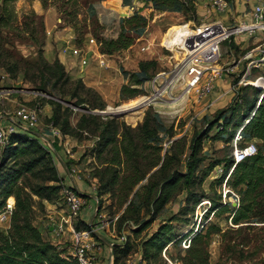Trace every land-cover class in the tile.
I'll return each instance as SVG.
<instances>
[{
	"label": "rangeland",
	"instance_id": "rangeland-1",
	"mask_svg": "<svg viewBox=\"0 0 264 264\" xmlns=\"http://www.w3.org/2000/svg\"><path fill=\"white\" fill-rule=\"evenodd\" d=\"M232 2L234 7L225 16L226 21L223 16L206 14L202 0H195L188 11L156 10L151 0L137 3L134 0H13L7 9L13 13L9 23L0 26V117L9 118L20 106H26L38 111L34 132L43 135L49 125L56 126L61 133V143L65 145L60 149L69 151V160L79 180L98 196L99 215L110 222L109 226H114L112 236L106 232L107 228L102 232L111 242L125 237L133 246L132 252L119 264H135L141 259L140 242L159 226L160 220H168L172 215L176 218L170 224L177 240L192 239L196 233L210 228L211 234L205 239L210 264H264V223L252 221L234 225L231 214L239 204L238 191L226 183L229 174L220 185L216 184L217 178L224 173V163L232 158L233 142H228V134L233 124L241 121V106L233 105V92L229 89L240 75L238 86L252 85L264 78L262 65L256 68L259 57L264 55V33H256L251 38L237 35L230 43L223 44L220 64L231 68L232 73L222 76L214 92L201 103L194 101L193 94L181 97L185 80H179L171 90L174 97L169 99L171 102L166 97L168 91L154 94L156 88L162 87L161 81L152 85L157 74L168 73L174 64L172 55L160 45L167 30L171 26L176 29L175 25L184 22L196 24L199 19L205 22L221 19L233 26L237 24L234 17L240 12L236 10V0ZM2 5L3 0H0V16ZM132 6L135 7L133 13L127 10ZM133 16L136 18L128 25L124 19ZM122 32L134 38L133 45L112 55L100 52L105 55L106 67H98L90 52L86 67H81L79 60L71 55V48L94 51L90 39L100 49L103 41L115 40ZM146 45L150 46L149 50L142 52L141 48ZM246 54L250 57L241 60ZM142 64L148 68V80L136 86L129 79L139 72ZM173 81L170 77L165 85ZM127 86L141 88L143 93L128 98L127 91L123 92ZM152 94L163 99L151 103ZM135 104L140 105L138 109H133ZM141 112L137 121L128 122ZM228 115L232 116V123L226 128V134L220 135L213 125L218 117ZM145 118L151 130L155 118L167 130V134L157 137L159 143L147 139L146 134L152 131H141ZM109 132L113 134L107 141ZM195 137L200 140L196 154L199 161L187 191L192 196L203 194L207 198L189 212L191 204L186 208V204L180 202L185 194L181 182L174 198L157 215L152 214L150 206L139 205L136 201L126 216L129 222L125 224V220H119L140 186L151 180L158 183L174 171L185 173ZM28 153L19 162L39 159L18 182L24 198L30 200L29 220L43 241L71 256L70 236L66 232L56 235L52 231L63 212L61 191L52 190L57 186L56 174L50 169L52 163L34 146ZM1 154L2 146L0 162ZM167 161V168L160 170ZM142 176L143 179L135 184ZM83 199L87 201L88 198ZM210 200L226 205V211L210 210ZM90 203L94 207L93 216L97 203L94 199ZM80 217L74 222L77 231L81 227ZM115 218L117 221H113ZM94 219L100 220V217ZM142 221L150 223L143 231L135 233ZM8 228L9 223L0 224V231L6 233ZM181 243L179 239L174 245H167L151 264H168L163 253L168 259L180 260L184 256ZM94 249L96 263L101 260V264H113L114 256L110 259V254H98L103 251L102 244Z\"/></svg>",
	"mask_w": 264,
	"mask_h": 264
},
{
	"label": "trees",
	"instance_id": "trees-1",
	"mask_svg": "<svg viewBox=\"0 0 264 264\" xmlns=\"http://www.w3.org/2000/svg\"><path fill=\"white\" fill-rule=\"evenodd\" d=\"M194 1L195 0H151V4L156 10L170 8L176 11H188L192 8ZM11 2H13V0H3L2 13L0 16V26L2 27H5L7 23H9V19H11L13 11H7ZM135 18L136 16H133L132 18L124 19V21L130 25ZM133 42V37L122 32L115 40L103 41L101 43L100 52L106 55H112L131 47ZM138 68L139 72L133 74L129 79L130 82H133L136 86H140L143 82L148 80L147 66L142 64L141 66L139 65ZM237 81L238 79H235L233 83L236 84ZM126 91L128 98H134L143 93L141 88L133 89L128 86L123 89V92ZM232 103L235 107L241 106V121L233 124V129L228 134L227 140L228 142H233L236 132L242 128V141H240L238 145L242 147L246 143L254 142L256 145V154L237 164H234L233 158L227 160L223 166L224 173L217 178L216 184L220 185L224 181L226 175L229 174L226 183H228V186L232 189L238 191L239 204L237 208L233 209L231 214V220L234 225L252 221L255 223H264V94L253 85L245 84L237 88ZM100 110H103V108ZM252 111H255V114L250 117ZM141 114L142 112L139 116L128 122L134 123L139 119ZM232 115H234V111ZM231 117V115H228L216 119L213 126L217 127L218 134H226V128L232 123ZM245 120H248V122L245 123ZM52 126L56 128L53 124ZM141 131L143 133L152 131V134L146 135L148 140L155 143L160 142L159 138H157L159 134H167V130L156 118L152 130L149 127L148 118H145L141 125ZM112 134V132L108 133L107 141H110V136ZM43 135L51 142L53 151L45 147L39 137L29 132L12 133L8 135L5 145L2 146L0 162V213L4 209L9 197H12L15 202L10 216L8 230L6 233L0 231V264H77L75 259L71 256L64 255L63 250L58 251L56 246L43 241L40 232L29 220V215L31 214L30 200L29 198H24L22 190L20 186H18L22 174L31 171V169L39 163V159L19 162L20 159L29 154V148L34 146L52 163L50 169L56 174L55 182L57 184L52 190L57 192L61 191L64 187L56 167L55 159L56 155L63 152L62 149H60L61 140L58 138L52 139L47 130L44 131ZM199 141V138L195 137L191 142L190 154L188 162L185 165L184 174L174 171L158 183L151 180L140 186L135 191L132 200L119 217V220H125V224L129 222L128 219L130 218L126 216L130 214L131 209L136 205V201L139 205L150 206L152 214L157 215L170 200L174 198L173 194L179 187V184L181 185V182L184 186L185 190L183 191H185V194L180 198V202L183 201L186 204V208L191 204L189 212L192 213L194 208L203 199L207 198V196L203 194L196 197L192 196V194L187 191V187L192 182L191 176H193L196 163L199 161L196 157L199 149ZM64 156L68 159V161L65 162L66 167L71 168L72 163L69 160L70 158L65 154ZM10 161H12V163L8 164ZM167 163L168 161L162 164L160 170L166 169ZM154 166H152V168ZM206 175L207 174H205V176ZM143 177L144 176L138 178L135 184L139 183ZM95 197L98 196L95 194ZM209 202L211 203L210 210L226 211V205L222 206L220 203L218 204L213 200ZM98 206L99 201L97 203V207ZM136 210L138 211V209ZM97 215H99V211H97ZM175 218L176 217L172 215L168 220H160L162 222L159 223V226L140 242L139 251L141 260L145 261L147 264H151V261H156L158 259L162 250L167 245H174L179 241L177 240V235L173 234L174 227L170 224ZM153 219L154 218H152V220ZM149 223V221H142L134 232L140 233ZM79 224H81L79 231L88 229L87 223L81 220V218ZM210 234V228H207L204 233L202 230L196 233L191 239L189 248L183 250L184 256L177 261L181 264H210L207 254L208 242L205 241ZM112 248V255L114 256L113 264H119L133 250V246L130 245L129 239L120 245L114 244Z\"/></svg>",
	"mask_w": 264,
	"mask_h": 264
},
{
	"label": "built area",
	"instance_id": "built-area-1",
	"mask_svg": "<svg viewBox=\"0 0 264 264\" xmlns=\"http://www.w3.org/2000/svg\"><path fill=\"white\" fill-rule=\"evenodd\" d=\"M138 1L140 0H134V3ZM202 2L204 4L203 6L206 8V14L223 16L225 21V16H227L234 7L232 0H202ZM236 2L240 3L242 10L238 7L240 8V15L236 18L234 17V21L237 24L233 26H228L221 19L210 22L199 19V22L196 24L193 21L184 22L175 25L176 29L171 26L167 30L164 35L165 39L163 38L160 45L166 52L172 55L174 64L168 73L161 72L152 79L153 86L159 81H161L160 85H162L159 89L156 88L154 90V94L159 93V95H162V93L168 91L166 97H168V100L173 99L174 97L170 94L171 90L175 88L179 80H185L184 90L180 91L181 97L188 98L193 94L195 98L194 101L196 103H201L214 92L216 84L222 79V76L232 73L231 68H224L220 64L223 44L230 43L231 39L237 35H247V37L251 38L254 37L256 33H264V0H236ZM128 9L131 13L135 11L134 6L127 7V10ZM89 43L94 47V51L71 48V55L79 60L81 67H86L87 55L90 52L91 55L96 58L98 67H106V61L104 60L105 55L100 53L98 44L94 42L93 39H90ZM149 48V45L143 46L141 51L145 52L149 50ZM249 57L250 54H246L241 60H246ZM260 65L264 68V55L259 57L256 68L260 67ZM170 77L174 80L173 83L165 85V81ZM239 77L236 79L239 80ZM260 80L264 82V78H259L257 82L252 83V85L260 89L262 94H264V86L259 84ZM238 87L240 86H238L237 81V83H233L232 87L229 89L233 92V97ZM154 94L149 98L151 103L163 99L162 97L159 98L154 96ZM181 100L182 98L178 99L177 102ZM184 101L180 104H183ZM169 102H171V100H169ZM254 114L255 111H252L250 117ZM8 119L9 123L4 127H0V146L5 145L7 136L12 133H30L31 131H35L38 125V111L30 107L20 106ZM247 122L248 120H245V123ZM241 131L242 128L236 132L233 139L232 158L234 164L240 163L246 158L256 154V145L254 142L246 143L242 147L238 145V143L242 141ZM47 132L52 139L58 138L61 140L60 131L52 125L47 127ZM40 140L45 147L53 151V146L47 137L42 135ZM61 145L65 146L62 143ZM63 152L71 159V155L66 148H64ZM67 172L70 178L74 179L75 182L79 181L77 171L73 166L68 168ZM61 201L63 212L58 218L54 228L52 227V231H54L56 235L66 232L70 236L71 256L75 259L77 264H96V259L92 254L93 250H95V246H97L93 243L94 236L105 230V228H107L106 232L111 235L115 233L114 226H109L110 222L104 220L101 214H96L94 218L98 217L99 219L100 217V220H93L91 225H88L87 230L77 231L74 227V222L78 220L85 208L82 195L78 194L71 187L64 186L61 190ZM96 203H98L97 200ZM13 208L14 201L12 198H8L4 209L0 213V224L9 223ZM117 219L118 218H115L113 221H117ZM179 239H182L181 246L183 250L188 249L191 244V239L178 238V240ZM125 241L126 238L123 237L122 239H118V242L112 243V246L114 244L120 245ZM163 257L168 264H181L177 260L173 261L168 259L164 253ZM135 264L147 263L138 259Z\"/></svg>",
	"mask_w": 264,
	"mask_h": 264
},
{
	"label": "crops",
	"instance_id": "crops-1",
	"mask_svg": "<svg viewBox=\"0 0 264 264\" xmlns=\"http://www.w3.org/2000/svg\"><path fill=\"white\" fill-rule=\"evenodd\" d=\"M237 11H240L241 5L240 3H237ZM240 7V8H238ZM242 10V8H241ZM261 81V80H260ZM218 83V82H217ZM9 123V119L8 118H1L0 117V127H4ZM56 159V167L59 173V176L61 177L62 181H63V185L64 186H70L72 187L78 194L82 195L83 198H88L87 201L84 200L85 202V208L81 213V220L85 221L88 225L89 221L92 219L91 216L92 211L94 210L93 205H91L90 200L94 199V194L90 191H88L85 187V185L83 184V182H81L80 180L77 182L74 181V179L70 178V176L68 175V168L65 165V162L68 161L67 158H65L63 152H61V156L57 155L55 156ZM64 159V160H63ZM60 164L63 166L64 170L66 171V173L63 171V169L61 168ZM87 202V204H86ZM95 220V219H93ZM51 231V230H50ZM97 242H95V244L98 246L100 244H102V249L101 252L99 251L98 254L103 255L105 253H107V255L110 254L111 248H110V244L114 243L111 242L110 239L107 238V236L105 235L104 232H100L98 234V236L95 237ZM95 251V250H94ZM101 257V256H100ZM96 264H101V260H99Z\"/></svg>",
	"mask_w": 264,
	"mask_h": 264
},
{
	"label": "water",
	"instance_id": "water-1",
	"mask_svg": "<svg viewBox=\"0 0 264 264\" xmlns=\"http://www.w3.org/2000/svg\"><path fill=\"white\" fill-rule=\"evenodd\" d=\"M117 116H121V115H118L117 114ZM30 134H32V135H35V136H37V137H41L42 135H40V134H38V133H36V132H34V131H31L30 132ZM56 155V154H55ZM57 156V155H56ZM94 200L96 201V197L94 196ZM97 210H98V207L96 208V210H95V214H94V216L92 217V219L89 221V223H88V225H91V223H92V221H93V219H94V217H95V215L97 214ZM96 236H98V234H95V237ZM110 248H111V252H110V259L112 258V244H110ZM111 264V263H110Z\"/></svg>",
	"mask_w": 264,
	"mask_h": 264
},
{
	"label": "bare ground",
	"instance_id": "bare-ground-1",
	"mask_svg": "<svg viewBox=\"0 0 264 264\" xmlns=\"http://www.w3.org/2000/svg\"><path fill=\"white\" fill-rule=\"evenodd\" d=\"M259 84H261V86H264V82L263 81H259ZM140 105L135 104V106L133 107V109H138ZM140 112V110L132 115H136ZM110 114V113H109ZM131 116V115H130Z\"/></svg>",
	"mask_w": 264,
	"mask_h": 264
}]
</instances>
